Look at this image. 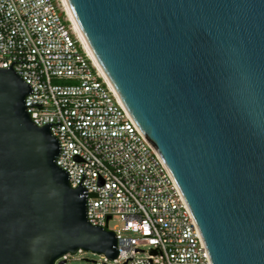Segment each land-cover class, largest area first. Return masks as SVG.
Returning a JSON list of instances; mask_svg holds the SVG:
<instances>
[{
    "label": "water",
    "instance_id": "1",
    "mask_svg": "<svg viewBox=\"0 0 264 264\" xmlns=\"http://www.w3.org/2000/svg\"><path fill=\"white\" fill-rule=\"evenodd\" d=\"M120 101L170 171L211 264H264V0H66ZM0 68V264L117 257L60 145Z\"/></svg>",
    "mask_w": 264,
    "mask_h": 264
},
{
    "label": "built area",
    "instance_id": "2",
    "mask_svg": "<svg viewBox=\"0 0 264 264\" xmlns=\"http://www.w3.org/2000/svg\"><path fill=\"white\" fill-rule=\"evenodd\" d=\"M0 68L30 86L27 112L59 141L57 165L72 188L84 189L88 222L115 233V264H211L174 178L93 61L63 0H0ZM115 217L123 227L111 230Z\"/></svg>",
    "mask_w": 264,
    "mask_h": 264
},
{
    "label": "rangeland",
    "instance_id": "3",
    "mask_svg": "<svg viewBox=\"0 0 264 264\" xmlns=\"http://www.w3.org/2000/svg\"><path fill=\"white\" fill-rule=\"evenodd\" d=\"M123 224L119 221L117 217L109 223V228L111 230L122 228ZM144 249H147L145 247ZM145 256L146 254L142 253ZM67 264H115L112 260H109L105 255L96 254L93 252L79 251L73 255L66 256ZM57 264V263H56Z\"/></svg>",
    "mask_w": 264,
    "mask_h": 264
},
{
    "label": "bare ground",
    "instance_id": "4",
    "mask_svg": "<svg viewBox=\"0 0 264 264\" xmlns=\"http://www.w3.org/2000/svg\"><path fill=\"white\" fill-rule=\"evenodd\" d=\"M63 2H64V5H65V9H66V11H67V13H68V15H69V17H70L72 23H73V26H74L76 32L79 34L80 38L82 39V41H83V43H84L86 49L88 50L90 56L92 57L93 61H94V62L96 63V65L100 68V70H102L101 67H100V65H99V63L97 62L96 58L94 57V55H93L91 49L89 48V46H88V44H87V42H86V40H85L83 34L81 33V31H80V29H79V27H78V25H77V23H76V21H75V18H74L73 15H72V12H71V10H70V8H69V5L67 4V1H66V0H63ZM102 73H103V71H102ZM103 74H104V73H103ZM107 80H108V79H107Z\"/></svg>",
    "mask_w": 264,
    "mask_h": 264
}]
</instances>
